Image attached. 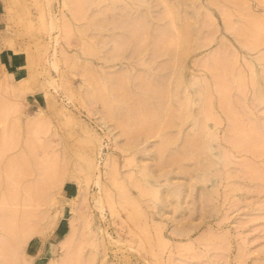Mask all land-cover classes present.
<instances>
[{"label": "rangeland", "instance_id": "obj_1", "mask_svg": "<svg viewBox=\"0 0 264 264\" xmlns=\"http://www.w3.org/2000/svg\"><path fill=\"white\" fill-rule=\"evenodd\" d=\"M0 264H264V0H0Z\"/></svg>", "mask_w": 264, "mask_h": 264}, {"label": "bare ground", "instance_id": "obj_2", "mask_svg": "<svg viewBox=\"0 0 264 264\" xmlns=\"http://www.w3.org/2000/svg\"><path fill=\"white\" fill-rule=\"evenodd\" d=\"M262 72H263V71H262ZM149 123H150V122H149ZM129 131H130V130H129ZM132 135H133V134H132ZM9 145H10V144H9ZM31 145H32V143H31ZM38 145H39V144H38ZM4 146H5V145H4ZM36 146H37V144H36ZM43 146H44V145H43ZM7 147H9V146H7ZM29 147H30V146H29ZM38 147H39V146H38ZM256 148H257V147H255V149H256ZM31 149H32V148H31ZM31 149H29V150H31ZM35 149H38V148H35ZM31 151H33V149H32ZM250 151H251V150H250ZM250 151H249V152H250ZM253 151H254V150H253ZM253 151H252V153H253ZM22 163H23V162H22ZM17 165H18V164H15V166H17ZM22 165H23V164H22ZM24 165H25V164H24ZM24 165H23V166H24ZM19 168H20V167H19ZM19 170H20V169H19ZM20 171H21V170H20ZM152 193H153V192H152ZM152 193H151V194H152ZM155 194H156V192H155ZM153 198H154V197H153ZM155 199H156V198H155ZM160 201H161V200H160Z\"/></svg>", "mask_w": 264, "mask_h": 264}]
</instances>
